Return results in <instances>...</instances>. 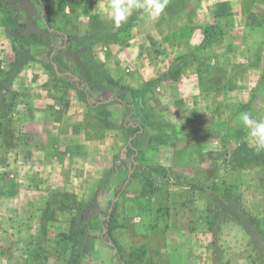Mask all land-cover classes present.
<instances>
[{"label":"rangeland","instance_id":"1","mask_svg":"<svg viewBox=\"0 0 264 264\" xmlns=\"http://www.w3.org/2000/svg\"><path fill=\"white\" fill-rule=\"evenodd\" d=\"M42 1L63 38L48 32L34 0H0V95H6L5 100L0 99V121L21 140L25 113L32 107L38 115L47 113L45 117L56 122L63 134L71 158L58 170L46 165L42 170L60 180L61 171L66 172L64 177L71 184L64 185L65 191L55 192L54 186L45 188L52 194L46 192L39 201L36 225L25 221L26 226L22 225L17 217L0 212V264H167L169 223L174 227L205 226L206 218L214 264H230L235 258H245L243 264H264V233L257 219L240 209L242 186L226 176V167L220 166L217 177L209 181L203 180L207 174L188 177L180 175L179 170L168 171L152 164L156 158L149 159L151 151L147 154L146 150L159 149L160 160L163 136L158 132L148 134L155 144L145 151L138 150L131 169L125 152L127 136L121 125V104L88 107L75 93L77 79L94 100L121 96L138 111L133 120L142 125V134L152 133L147 126L160 129L158 111L167 109L161 90L170 88L162 82L175 75L177 68L145 80L146 59L152 64L153 58L142 57L138 62L133 48L143 49L144 43L135 41L137 45L131 47L136 28L131 15L139 9L117 28L109 18L110 0ZM252 14L262 17L264 7H255ZM103 25L110 32L99 36ZM203 30L213 37L222 31L212 25ZM63 41L64 46L55 52V61L63 71L60 73L46 52L50 44L60 45ZM15 58L24 59V64L15 76H10ZM136 79L143 80V84L131 86ZM33 82H44L45 88H33ZM9 87L14 94L5 91ZM43 90L52 100L41 108L37 99ZM138 96L141 103L137 102ZM8 103L11 105L6 109ZM151 106L158 114L149 111ZM55 142L51 140L49 150L56 148ZM14 150L7 156L0 146V161L16 159ZM39 162L40 166L45 163L41 159ZM209 193L217 194L215 202L209 200ZM199 205L211 213L198 214ZM169 208L174 211L172 216ZM179 208L184 209L183 214H178Z\"/></svg>","mask_w":264,"mask_h":264},{"label":"crops","instance_id":"2","mask_svg":"<svg viewBox=\"0 0 264 264\" xmlns=\"http://www.w3.org/2000/svg\"><path fill=\"white\" fill-rule=\"evenodd\" d=\"M255 7H264V0H169L155 18L139 9L131 15L136 25L131 47L142 41L143 49L133 48L136 60L153 58L154 63L148 64V59L145 62L146 81L177 68L175 77L168 76L162 82L170 84L171 90H161L163 99L167 100L163 101L167 109L158 111L161 127L147 126L152 133L138 136L137 150L155 144L147 136L160 132L163 136L160 160H157L159 149L146 150L147 154L151 151L149 159L156 158L152 164L168 171L179 170L180 175L188 177L200 178L207 174L203 180L209 181L217 177L220 166L226 167V176L242 186L241 209L257 219L264 233V151H256L239 119L240 113L248 112L254 119L264 120V15H253ZM206 25L218 26L222 31L216 37L206 35L203 30ZM143 82L136 79L131 86L139 87ZM40 83L33 82V88H45V83ZM174 87L176 91L172 90ZM51 100L43 90L37 102H41L42 108ZM150 110L157 113L152 106ZM37 113L32 107L23 116L22 139L14 150L17 158L7 157L0 162V212L17 217L21 224L22 221L37 224L39 201L46 192H52L45 188L65 191L64 185L71 184L64 177L66 172L61 171L60 180L42 170L45 165L59 169L71 157L57 123L45 117L47 113ZM137 114L134 110L133 118ZM51 140L56 141V148L49 150ZM40 159L45 162L43 166ZM209 200L215 202L217 194L209 193ZM179 211L178 214H183L184 209ZM169 212L171 216L174 214L172 208ZM197 212L205 216L211 213L200 205ZM207 219L205 226L174 227L169 223L167 264H214L209 254ZM175 233L176 238H172ZM229 262L243 264L246 259L235 258Z\"/></svg>","mask_w":264,"mask_h":264},{"label":"trees","instance_id":"3","mask_svg":"<svg viewBox=\"0 0 264 264\" xmlns=\"http://www.w3.org/2000/svg\"><path fill=\"white\" fill-rule=\"evenodd\" d=\"M34 1L37 3L39 8L41 9V19L43 21L44 26L47 28L48 32H50L52 34L59 35L63 38V32L56 29L52 25L51 15L49 14L47 9L45 8L43 1L42 0H34ZM109 32H110V28L103 25L100 28L98 34L100 36V35L107 34ZM63 46H64V41L60 45L50 44L48 46L47 52H46L50 63L60 73H63V71H61L60 67L57 65V63L55 61V52L58 49H61ZM23 64H24V59L20 60V58L19 59L15 58L13 60V62L11 63V69H10V73H9L10 76H15ZM65 76L68 77V75H66V74H65ZM172 77H175V75H173ZM3 87H5V86H3ZM74 89H75V93H76L77 97L82 102H84L85 105L88 107H97V106H101V105H107V104L113 103V102H117V103L121 104L122 109H123L121 125H122V128H123L126 136H127V140H126V144H125V152H126L127 157L130 160V165H131V169H132L135 165V158L138 155V150L135 147V142H136L138 136L143 132L142 125L133 120V116H134L133 103L131 101H127L126 99H124L121 96H113V97H109V98H105V99H95L94 100L92 98L91 94L89 93V91L84 87L82 82H80L77 79L74 80ZM8 90H9L10 94H14V91H12L11 87L5 88V91L8 92ZM136 91H137V93H140V94L142 93L141 90H136ZM137 98H138L137 101L140 102L141 96H138ZM0 99L5 100L6 95L1 94ZM10 105H11V103H8V105H6L5 108L7 109L8 108L7 106H10ZM18 142H19V139L14 137V131H12V129L6 128L5 125L0 121V146L2 147L4 153H8L9 151L15 149L18 146ZM0 162H4V159L1 160ZM128 174L130 175V173H128ZM125 182H126V180L123 181V183L120 184L115 189L116 193H118L121 190V188L123 187ZM115 252H116V250H115ZM117 262H119V261L117 260Z\"/></svg>","mask_w":264,"mask_h":264},{"label":"clouds","instance_id":"4","mask_svg":"<svg viewBox=\"0 0 264 264\" xmlns=\"http://www.w3.org/2000/svg\"><path fill=\"white\" fill-rule=\"evenodd\" d=\"M168 3L169 0H110L109 18L114 26L119 28L127 21L133 10L142 9L151 18H155L164 11ZM239 119L256 151H264V120L254 119L248 112L240 113Z\"/></svg>","mask_w":264,"mask_h":264}]
</instances>
